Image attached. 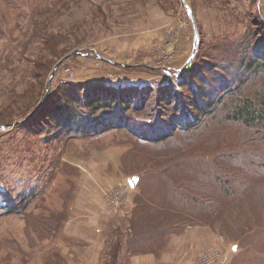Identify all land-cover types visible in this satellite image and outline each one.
<instances>
[{
	"label": "rangeland",
	"instance_id": "374dc122",
	"mask_svg": "<svg viewBox=\"0 0 264 264\" xmlns=\"http://www.w3.org/2000/svg\"><path fill=\"white\" fill-rule=\"evenodd\" d=\"M20 2L21 11L12 8L9 3L6 4L5 0H0L7 21L0 22V239L6 238L12 241L9 246L13 253L12 264H22L21 251L24 252L23 260L29 264H39L44 258L41 254L42 244L39 243V240L41 241L39 230L34 229L36 233H33L29 228L28 233L25 225L27 215L24 213L22 216H7L6 206L8 203L18 202L20 198L21 201H26L25 197L30 199L35 197L33 204L27 207V212L37 216L43 210L48 218L46 220L54 222L58 218L49 210L52 206L53 209L63 210L65 216L62 218H66L71 211L72 196L76 192V186L71 187L70 179L79 183L82 178V175L78 176L75 169L70 166L71 161L77 162L87 173L89 169L100 167L108 177L109 164L111 162L116 164L113 166L112 175L123 182L131 198L127 206L119 207L124 213L116 223L119 225L118 230L127 233V237L130 236L131 242H134L136 231L132 232L128 221L125 224L123 221L124 217L132 216L134 219L136 216L139 225L137 231L142 232L141 223L147 224L149 234L146 237L149 241H153V233L157 230L165 233V229L157 227L149 219L159 213L146 210L148 202L146 207L142 208V198L136 199L141 186L146 185L147 182L138 178L135 180V186H131L129 175L120 171L117 165L118 147L127 149L132 146L131 142H126V136L120 133V136L110 138L101 144L86 140L83 143L80 140L77 148L64 154L63 158L67 161L65 168L54 170V163L61 162L52 160L54 148L44 147L41 145L42 140L35 141L33 136L28 135L27 131L18 129L17 126L2 130L1 125L24 118L38 105V101L45 95L55 64L71 52L75 54L58 70L51 92L58 83L65 81L82 83L106 80L122 86L126 84L152 86L161 80L166 82L167 73L181 68L187 62L188 65L192 64L199 50L201 59H208L218 54V51L213 49V45L218 44L219 41L227 39L234 42L237 38H241L252 20L253 0H20ZM258 2L260 11L264 13V0ZM186 3L192 13H189ZM193 18L200 37L197 48ZM192 52L194 56L190 62ZM102 57L114 60L120 65L111 64ZM124 64L132 66L125 67ZM67 69L74 71L72 78ZM24 135L28 138L27 150L24 147ZM110 136L108 134L102 137L108 139ZM31 140L34 141L33 145ZM258 142L256 137L252 141L249 139V147L243 149H260ZM81 147L89 150L87 151L89 157L83 159L73 154V151ZM145 150L148 151V148L140 152ZM193 154V151L189 152V155ZM252 157L251 154L249 159ZM220 165H225V169L227 167L224 161ZM225 169L221 170L225 172L221 173L222 177L227 180L234 179V174ZM53 171H58L54 177L51 175ZM172 171L176 172V170ZM95 174L90 172L87 175L94 183L93 188L95 187L96 190H93V193L98 194L102 187L110 182L108 180L104 184L106 178ZM133 174L135 173L132 172L131 175ZM123 185H120L122 192L126 190ZM109 187L108 184L107 190L110 189ZM117 188L119 187H114ZM34 191L40 192L42 196L35 194ZM80 195L79 193L75 197L77 208ZM125 198L127 199V196ZM238 201L244 203L241 197H238L236 202ZM19 204L20 202L16 205ZM160 210L163 214L170 213V210L161 208ZM72 215L63 224L60 222L53 227L46 226V231L49 232L50 229V232L54 231V241L57 251L60 252L62 264H94L85 258L82 249L84 242L71 234L74 231L69 227ZM253 217L257 218L258 222L254 228L247 230L244 240L239 241L240 238L228 232V235L223 236L227 250L225 249L220 264H264L262 203L260 211L254 213ZM173 221L174 217L170 221L174 227L179 225ZM190 223L188 220L185 224L191 226ZM215 223L211 225L218 231L222 224L219 220ZM205 224L208 225V222L199 223V225ZM189 226L185 225L184 228ZM134 229L136 230L135 227ZM30 234L36 241L35 245L30 243ZM167 238L168 234H165L164 240L162 238L160 243L150 245L133 243L134 248H131L130 241L128 246L122 242V247L125 249L118 251L117 264H166L163 260L165 252L163 246ZM49 241L46 239L45 249L42 250L46 251L51 245ZM110 242L111 240L108 241ZM9 247L4 244L0 249V264H5L1 262L8 254ZM77 247L83 253L80 259ZM148 253L154 255L153 260L143 257ZM173 256L174 263L186 264L187 252H176ZM190 257L188 263L197 264L195 255L191 254ZM103 261L109 263L102 258L97 264H103ZM111 264L116 263L113 261Z\"/></svg>",
	"mask_w": 264,
	"mask_h": 264
},
{
	"label": "trees",
	"instance_id": "16d2710c",
	"mask_svg": "<svg viewBox=\"0 0 264 264\" xmlns=\"http://www.w3.org/2000/svg\"><path fill=\"white\" fill-rule=\"evenodd\" d=\"M8 1L5 0L6 4L21 11L20 0ZM252 4V20L241 38L234 42L219 41L213 45L218 54L208 59H201L199 50L187 70L188 62L167 73L166 82L161 80L152 86H122L106 80L58 83L42 105L39 107L43 98L20 119L26 120L16 125L35 141L42 140L44 147L54 148L52 160L61 161L54 163V170L65 168L64 154L77 148L80 140L101 144L120 133L127 137L126 142L132 146L118 147L119 170L129 175V179L141 178L147 182L136 199L142 198V208L148 202L146 210L159 213L149 219L165 229V233L156 229L153 241H149L148 225L141 223L142 232H138L136 216L134 219L131 216L132 232L136 231L132 244L160 243L165 234L183 231L185 225L189 226L185 224L188 220L190 225L207 221L210 227L219 220L222 227L218 232L222 236L230 233L240 238L239 241L244 240L247 230L256 226L258 219L253 215L260 211L261 203L264 205V13L258 0ZM0 22H7L1 4ZM108 134L111 136L103 139ZM24 136L27 150L28 138ZM255 137L260 149H243ZM144 148L148 151L140 152ZM87 151L81 147L73 154L85 159L90 156ZM190 151L194 154L189 155ZM251 154L253 157L249 159ZM223 161L226 169L220 165ZM70 163L82 178L79 183L70 179L76 192L66 218H62L63 210L52 206L49 210L58 218L54 222L47 221L43 210L37 216L27 212L35 197H25L26 201L20 198L19 205L11 202L6 206L7 216L27 215L28 233L29 228L33 233H36L34 229L39 230L44 258L39 264H62L54 231H46V226L63 224L76 213L75 197L84 188L88 176L77 162ZM114 165L111 162L108 166L109 177L119 181L112 175ZM208 165L211 167H205ZM224 169L234 174V179H229L233 181L222 177ZM56 172H51L52 177ZM132 172L135 174L131 175ZM238 197L243 199V204L236 202ZM160 208L170 213L163 214ZM173 217V222L179 224L176 227L170 222ZM46 239L51 245L45 251L42 249ZM30 243H36L31 234ZM4 244L9 247L12 241L0 239V249ZM21 253L23 257L24 252ZM22 257V264H29ZM12 258L9 247L1 263L12 264Z\"/></svg>",
	"mask_w": 264,
	"mask_h": 264
},
{
	"label": "crops",
	"instance_id": "0c3cea01",
	"mask_svg": "<svg viewBox=\"0 0 264 264\" xmlns=\"http://www.w3.org/2000/svg\"><path fill=\"white\" fill-rule=\"evenodd\" d=\"M90 172L96 173V176L99 175L106 178L104 184L109 180L110 183H107V185L109 184L110 189L107 190L108 188L106 185L102 187L100 193H93V190L96 189H94L95 187L93 188L94 183L88 175L85 180L84 188L80 190L81 199L78 200L77 214L74 213L70 217L69 227L72 230L74 229L71 234L77 236L78 240L84 242L82 249L85 252V258L87 260L97 264L98 261L104 258V260H108L109 263L103 261V264H111L113 261L117 264L118 251L125 249L122 247V242L128 246L130 241L131 248H133L130 236L127 237V233L118 230L119 225H116L118 219L122 218L124 213L119 207L127 206L131 198L123 182L110 179L104 174L102 168L99 167L94 170L89 169L88 173ZM120 185L126 188L124 192L121 191L122 201L120 203L110 202V199H108L109 192H111L114 187L121 188ZM124 194H126L125 196H127V199ZM78 214L81 216H77ZM126 221H128V225L131 226L132 221L129 216L124 217L123 223L125 224ZM82 227H84L83 230H81ZM109 240H111L110 243H108ZM225 247L223 236L216 231L214 227H210L209 225H191L178 234L170 233L168 235L167 242L163 246L165 251L163 260L166 264L167 262L168 264H176L178 262L174 263L173 254L176 252H187L188 256H186L185 259L186 264H189L188 261L191 259V254L195 255L197 264H199L201 255L204 252L218 251L221 255L216 264H220L227 250ZM79 249L80 248L77 247L78 258L80 259L83 253H81ZM143 257L148 260L154 259V255L151 253L144 254Z\"/></svg>",
	"mask_w": 264,
	"mask_h": 264
},
{
	"label": "water",
	"instance_id": "95a60500",
	"mask_svg": "<svg viewBox=\"0 0 264 264\" xmlns=\"http://www.w3.org/2000/svg\"><path fill=\"white\" fill-rule=\"evenodd\" d=\"M259 1H260V0H259ZM186 5H187V7H188V10L190 11L189 13H192V10L190 9V6H189L187 3H186ZM193 21H194V18H193ZM195 23H196V22L194 21V27H195V31H196V48H197L198 45H199V38H200V37H199V33H198V29H197V25H196ZM74 54H75V52H71V53L65 55L64 57H62V58H61V59L55 64V66H54V68H53V70H52V73H51V75H50V79H49V82H48L47 90H46L45 95H44V97H43V99H42V102L39 104V107L42 105V103L46 100V98H47L48 95L50 94V92H51V87H52V83H53V80H54V78H55V76H56L58 70H59V69L64 65V63H65L69 58H71ZM193 56H194V52H192L191 55H190V58H189V61H190V62L192 61ZM102 59L105 60V61H107V62H109V63H111V64H114V65L117 64L116 61L111 60V59H108V58H106V57H102ZM189 65H190V64H189ZM189 65H188V67H189ZM124 66L127 67V66H132V65H130V64H124ZM149 67H151V68H155V67H152V66H149ZM188 67H187V68H188ZM187 68H186L185 70H187ZM167 70H168V72H169V69H167ZM185 70H184V71H185ZM184 71H182V72H184ZM170 73H171V72H170ZM25 120H26V119H23V120H17V121L11 122V123H5V124L1 125V129H2V130H6V129L13 128L14 126L20 124L21 122H23V121H25ZM129 183L131 184V186H135L136 181H135L134 178H130V179H129Z\"/></svg>",
	"mask_w": 264,
	"mask_h": 264
},
{
	"label": "built area",
	"instance_id": "2783aa9c",
	"mask_svg": "<svg viewBox=\"0 0 264 264\" xmlns=\"http://www.w3.org/2000/svg\"><path fill=\"white\" fill-rule=\"evenodd\" d=\"M67 71H68V74L70 75V77L72 78L74 75V71H72L71 69H67ZM121 191H122L121 188H117V189L112 190L108 194V199H110V202L120 203L122 201ZM220 255L221 254L218 251L204 252L201 255L199 262L202 264H216V262L220 259Z\"/></svg>",
	"mask_w": 264,
	"mask_h": 264
}]
</instances>
